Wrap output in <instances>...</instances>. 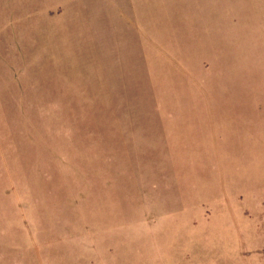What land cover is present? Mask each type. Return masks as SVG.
I'll use <instances>...</instances> for the list:
<instances>
[{
    "label": "rangeland",
    "instance_id": "374dc122",
    "mask_svg": "<svg viewBox=\"0 0 264 264\" xmlns=\"http://www.w3.org/2000/svg\"><path fill=\"white\" fill-rule=\"evenodd\" d=\"M0 264H264V0H0Z\"/></svg>",
    "mask_w": 264,
    "mask_h": 264
}]
</instances>
